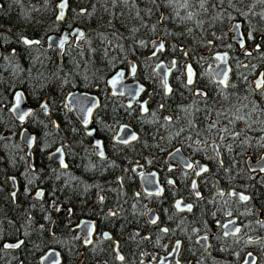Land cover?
Segmentation results:
<instances>
[{"label": "flooded vegetation", "instance_id": "obj_1", "mask_svg": "<svg viewBox=\"0 0 264 264\" xmlns=\"http://www.w3.org/2000/svg\"><path fill=\"white\" fill-rule=\"evenodd\" d=\"M8 1L0 0V20ZM67 2L44 37L0 23V264H42L48 250L46 264H264V88L255 84L264 77V1L232 0L223 33L197 31L185 45L155 36L108 73L90 65L89 36L75 24L86 12ZM75 26L84 35H69L60 59L46 38ZM159 39L164 50L150 56ZM222 52L227 86L208 70ZM162 61L167 86L155 73ZM75 90L97 98L84 123L65 99ZM17 93L21 110L30 108L23 122L11 111ZM23 127L35 135L33 168L18 138ZM58 146L66 167L48 157Z\"/></svg>", "mask_w": 264, "mask_h": 264}, {"label": "trees", "instance_id": "obj_2", "mask_svg": "<svg viewBox=\"0 0 264 264\" xmlns=\"http://www.w3.org/2000/svg\"><path fill=\"white\" fill-rule=\"evenodd\" d=\"M59 0H9L4 4L7 17L0 20L11 32L28 37H44L59 26L54 20ZM73 7H86L75 24L88 36L92 67L113 70L128 56L140 55L155 36L168 44H186L188 35L197 31L205 36L223 33L234 16L229 11L232 0H68ZM203 5V6H201ZM163 13L162 24L158 22ZM191 14V18L189 15ZM72 19L67 13L66 21ZM213 28L212 31L210 29ZM58 29V28H57ZM92 79V78H91Z\"/></svg>", "mask_w": 264, "mask_h": 264}, {"label": "water", "instance_id": "obj_3", "mask_svg": "<svg viewBox=\"0 0 264 264\" xmlns=\"http://www.w3.org/2000/svg\"><path fill=\"white\" fill-rule=\"evenodd\" d=\"M64 2L65 3V7L61 10V8L59 7V5ZM1 5V4H0ZM67 7H68V2L67 0H59L57 3H56V14H55V20L56 21H61L64 19L65 15H66V11H67ZM84 10V11H82ZM63 11V18L62 19H58V16L60 14V12ZM79 12L81 13H84L86 12V8L85 7H81L79 8ZM229 30L230 31H233L234 32V40L237 41V37L241 36V30H240V21H233L231 22V25L229 27ZM79 32H83V29L80 28V27H73L71 30H63L61 32L60 35H57V34H49L46 38V43L47 45L51 46L54 51L56 52L57 56L61 59V50H62V47L59 46L60 44V41L65 37L67 36L68 39L67 41L69 40V35H73L76 33V36L77 37H80L78 35ZM29 40V39H28ZM31 41V40H30ZM37 41V40H36ZM65 41L64 44L67 42ZM63 44V45H64ZM163 44V41L161 39L159 40H155L151 43L152 47L154 48L153 52L150 54V56H154L155 54H157L158 51H163L164 50V46H163V49H160V45ZM81 46V45H80ZM217 57H220V59H218ZM216 58H217V63L215 66H212V67H209L208 70L210 71V73L212 74V76L214 77V79L218 82H220L222 79H224V73L227 72V76H228V72H229V65L227 63V58H226V53L225 52H222V53H217L216 55ZM174 61V59H173ZM191 68V73L188 72V68ZM169 71H170V68H166L164 62H160L156 65L155 67V73L157 75H159L161 78H162V82L165 86H167V78H168V75H169ZM122 72V70H118L117 72H115L108 80V83L113 85L111 83V81H113L114 79L117 78V75L118 73ZM186 75L189 77V75H191V79L193 78V69L191 67V65L188 63L187 66H186ZM23 94H22V100H21V103L22 104L24 102V99H23ZM66 101L68 103H71V106H72V110L75 114V116L78 118V120L81 122V123H84V122H87L86 120H84L85 118H88L90 117V114L92 112V109L97 105V98L94 96V95H90V94H87V93H84V92H79L78 90H75V91H70L67 93L66 97H65ZM87 102H90L92 103L91 108L88 110V116H86V114L83 115V111L82 109L85 107V105L87 104ZM15 107V105H14ZM26 110H21L20 106L19 108L16 110V111H13V108L11 109L14 117L23 122L25 120V117L27 116H24V119L21 120L20 119V116L25 112V111H28L30 108L28 106H26L25 108ZM23 111V112H21ZM92 135V134H90ZM18 138H19V141L24 144L26 146V155L27 157L29 158L28 160V164L31 168H33V152H32V148L34 146V143H35V135L30 132L27 128H22L20 131H19V134H18ZM32 138V139H30ZM97 142H99V140L97 139H94V143L97 144ZM58 149L61 150L58 152ZM49 159L53 160V161H57L61 166H64L65 165V162H64V154H63V150L61 148V146H58L56 147V149L54 151H52L49 155H48ZM61 160L63 161V165L61 163ZM10 183H11V187L13 188V190L11 191V195L13 196V193L15 194V192L17 191V180L15 179V177H10ZM6 245H14V244H9V243H6ZM52 254V251L48 250L45 254H43L41 257H40V261L42 264H46L48 261H49V258Z\"/></svg>", "mask_w": 264, "mask_h": 264}, {"label": "snow or ice", "instance_id": "obj_4", "mask_svg": "<svg viewBox=\"0 0 264 264\" xmlns=\"http://www.w3.org/2000/svg\"><path fill=\"white\" fill-rule=\"evenodd\" d=\"M218 2L222 4V3H224V0H218ZM182 6H183V7H187V0H185V3H184ZM201 6H203V5H201ZM59 7H60L61 10H62V9L65 7V3L62 2V3L59 5ZM82 11H84V10H82ZM62 18H63V11H61L60 14H59V16H58V19H62ZM189 18H191V14L189 15ZM78 35H79L80 37H82V36L84 35V33H83V32H79ZM67 39H68V37L65 36V37L60 41L59 46H60V47H63V44H64L65 41H67ZM23 43L26 44V45H30V44H33V43H39V41H30V40H28L27 38H25V39L23 40ZM159 47H160V49H163V44H161ZM217 58L220 59V57H217ZM173 64H175V61H173ZM132 71L135 72V66H133ZM188 72L191 73V68H190V66H189V68H188ZM123 75H124L123 72L118 73L117 78L114 79L113 81H111V83L113 84V86H115V85L118 83L119 79H120L121 77H123ZM227 79H228V77H227V72H225V73H224V79H222V80L220 81V83H221V84H225V86H227V83H226V82H227ZM188 83H189V84L192 83L191 75H189ZM255 84H256V88H257V89L264 88V77H262L260 80L255 81ZM21 100H22V94H21V93H17V94L15 95V107L13 108V111H16V110L19 108L20 103H21ZM42 108H44V109L46 110V109H47V105H46V104L42 105ZM29 114H30V112L25 111V112L20 116V119L23 120V119H24V116L29 115ZM168 119H171V118L169 117ZM238 119H243V117H239ZM212 126L214 127L215 125H212ZM89 134H91V133H89ZM237 135H238V134H237ZM131 138H132L133 140H135L137 137H136L135 135H133ZM30 139H32V138H30ZM123 142H124V143H128L127 140H124ZM97 144H98V146H99V142H97ZM59 151H61V150L58 149V152H59ZM100 155L103 156V152H100ZM61 163H62V165H63V161H62V160H61ZM64 166L66 167V165H64ZM188 167H192V165L189 164ZM204 170H206V169H204ZM261 170H264V169H261ZM195 187H196V184H195V182H194V183H193V188H195ZM221 194H223V193H221ZM13 195H15V194L13 193ZM42 195H43L42 192H38V193H37V196H42ZM197 195H199V193H197ZM101 199H102V198H101ZM240 199H241L242 201H247V200L249 199V197L244 196V195L241 194V195H240ZM176 207H177L178 209H181V202H180V201H177V203H176ZM185 207L187 208L188 211H191L193 206H192L191 204H189V205H186ZM181 210H183V209H181ZM228 215L231 216V213L229 212ZM152 223L155 224V223H156V220H152ZM229 223L234 224L235 221H229ZM222 227L225 228V229L228 228V223L222 225ZM164 231L166 232V231H168V230H167V229H164ZM239 231H240V229L237 227V228L235 229V232H239ZM224 234H225V235H228V232H225ZM105 236L107 237V234H105ZM204 239H207V237H204ZM89 242H90V241H89ZM22 243H23V241H20L19 243L15 244V245H6V246H7V247H20V245H21ZM176 248H179V242H177V244H176ZM249 255H251V253H249ZM119 259L123 260L124 257H123V256H120ZM54 264H59V262H58V261H55Z\"/></svg>", "mask_w": 264, "mask_h": 264}, {"label": "rangeland", "instance_id": "obj_5", "mask_svg": "<svg viewBox=\"0 0 264 264\" xmlns=\"http://www.w3.org/2000/svg\"><path fill=\"white\" fill-rule=\"evenodd\" d=\"M264 1V0H263ZM210 37H211V35H210ZM210 37H209V39H210ZM208 38V37H207ZM221 42H225L224 40L223 41H221Z\"/></svg>", "mask_w": 264, "mask_h": 264}]
</instances>
